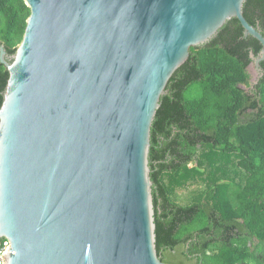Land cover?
I'll list each match as a JSON object with an SVG mask.
<instances>
[{"label": "water", "instance_id": "water-1", "mask_svg": "<svg viewBox=\"0 0 264 264\" xmlns=\"http://www.w3.org/2000/svg\"><path fill=\"white\" fill-rule=\"evenodd\" d=\"M247 0H25L0 108L6 264H169L157 250L151 131L167 86ZM245 88V87H244Z\"/></svg>", "mask_w": 264, "mask_h": 264}, {"label": "trees", "instance_id": "trees-1", "mask_svg": "<svg viewBox=\"0 0 264 264\" xmlns=\"http://www.w3.org/2000/svg\"><path fill=\"white\" fill-rule=\"evenodd\" d=\"M30 14L25 0H0L8 61ZM244 16L264 35V0H247ZM261 49L232 19L209 43L191 48L161 99L149 166L165 263L264 264V76L251 88L248 70L251 51ZM8 80L0 62V108ZM191 189L188 203L175 200Z\"/></svg>", "mask_w": 264, "mask_h": 264}, {"label": "built area", "instance_id": "built-area-1", "mask_svg": "<svg viewBox=\"0 0 264 264\" xmlns=\"http://www.w3.org/2000/svg\"><path fill=\"white\" fill-rule=\"evenodd\" d=\"M11 248V244L7 239L0 241V264H6V256Z\"/></svg>", "mask_w": 264, "mask_h": 264}, {"label": "rangeland", "instance_id": "rangeland-1", "mask_svg": "<svg viewBox=\"0 0 264 264\" xmlns=\"http://www.w3.org/2000/svg\"><path fill=\"white\" fill-rule=\"evenodd\" d=\"M194 191V190H193ZM191 190L189 191H182V192H178L176 195H175V200L177 202H180L182 204H186L188 203L192 197L194 196V192Z\"/></svg>", "mask_w": 264, "mask_h": 264}]
</instances>
